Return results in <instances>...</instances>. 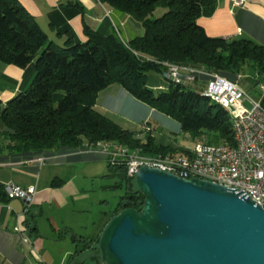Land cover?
<instances>
[{
  "label": "trees",
  "instance_id": "trees-1",
  "mask_svg": "<svg viewBox=\"0 0 264 264\" xmlns=\"http://www.w3.org/2000/svg\"><path fill=\"white\" fill-rule=\"evenodd\" d=\"M132 16L145 34L130 43L115 35L85 30L87 42L68 37L64 46L49 41L36 19L18 0H0V61L25 69L35 63V74L22 93L4 107L0 101V138L18 156L33 158L55 152H76L104 141L147 152L174 151L156 146L140 132H131L96 110L99 93L111 86L124 88L138 101L170 117L197 143L232 144L228 112L197 88L167 84L156 92L151 74L162 73L170 63L207 72L237 82L236 75L250 67L264 82V44L251 40L211 38L198 20L213 15L216 0H99ZM163 14L159 15L158 11ZM109 167V176L126 184L111 218L129 208L141 211L144 195L133 188L125 168ZM7 198L0 185V199ZM92 239H85L90 247Z\"/></svg>",
  "mask_w": 264,
  "mask_h": 264
},
{
  "label": "crops",
  "instance_id": "crops-1",
  "mask_svg": "<svg viewBox=\"0 0 264 264\" xmlns=\"http://www.w3.org/2000/svg\"><path fill=\"white\" fill-rule=\"evenodd\" d=\"M216 1L217 7L213 15L198 20L199 26L209 37L247 39L259 45L264 44V0H246L245 5L240 7L234 6L231 0ZM18 2L36 19L49 41L59 46H64L69 36L75 43H86V29L103 36L116 34L125 44L145 34L141 23L132 16L119 12L99 0H18ZM200 70L207 71L205 68ZM34 74L35 63L22 69L0 61V101L3 107L26 90ZM149 77V86L154 91L167 89V83L160 73L151 74ZM208 80H200L197 88L204 89ZM236 83L248 94L246 90L248 84L243 86L238 81ZM96 110L124 129L140 132L138 137L144 144L148 135L143 133L142 125L148 123L152 129L150 136L156 146L182 151L191 149L180 145L172 137V134L175 135L181 130V125L177 121L178 125L153 127L152 119L156 115L175 120L138 101L121 86L114 85L100 92ZM8 146L9 142L0 138V185L13 183L23 188L35 186L37 193L27 213L23 201L0 199V264H44L40 255L44 242L40 240L36 217H39L48 206L60 209L70 198L81 195L80 168H91L89 171L95 172L92 163L104 160L86 154H66L39 167L30 163L39 156L21 157ZM106 164L109 176V164L107 162ZM18 224L29 237L32 249L21 244V238L15 231ZM54 231H58L61 240L67 237V229L60 230L55 225Z\"/></svg>",
  "mask_w": 264,
  "mask_h": 264
},
{
  "label": "water",
  "instance_id": "water-1",
  "mask_svg": "<svg viewBox=\"0 0 264 264\" xmlns=\"http://www.w3.org/2000/svg\"><path fill=\"white\" fill-rule=\"evenodd\" d=\"M135 181L143 208L125 209L106 224L100 264H264V205L153 168L140 169Z\"/></svg>",
  "mask_w": 264,
  "mask_h": 264
},
{
  "label": "built area",
  "instance_id": "built-area-1",
  "mask_svg": "<svg viewBox=\"0 0 264 264\" xmlns=\"http://www.w3.org/2000/svg\"><path fill=\"white\" fill-rule=\"evenodd\" d=\"M234 6H244L246 0H231ZM161 76L165 83L190 87L200 76L208 77L202 94L224 108L232 124V144L209 145L197 143L188 150L149 153L142 148H128L113 141H104L76 152L39 156L30 161L42 167L69 154H86L106 161L112 168H125L129 178H135L142 168H153L187 179H200L244 193L260 206L264 205V84L260 85V99H252L236 82L227 78L170 63L163 64ZM251 105V108L246 106ZM143 133L151 134L148 123ZM9 199L25 203V213L37 193L35 186L23 188L13 183L4 186ZM21 244L32 249L29 237L18 224L15 228Z\"/></svg>",
  "mask_w": 264,
  "mask_h": 264
},
{
  "label": "rangeland",
  "instance_id": "rangeland-1",
  "mask_svg": "<svg viewBox=\"0 0 264 264\" xmlns=\"http://www.w3.org/2000/svg\"><path fill=\"white\" fill-rule=\"evenodd\" d=\"M158 14L162 15L163 11L159 10ZM239 74H235L238 82L243 86L248 84L246 87L248 94L251 98L258 100L261 95L260 85L264 84L260 76L250 67ZM203 90L201 89L200 92ZM246 106L251 108L249 103H246ZM169 124L178 125L176 121H171L163 115H156L152 119V126L156 128ZM172 137L180 145L190 148L197 144V141L181 130L175 135L172 134ZM92 164L95 172H90L91 168H80L79 176L81 178L78 179L80 180L79 188L82 190L81 195L70 198L68 203L60 209L56 206H48L43 209L39 217H36L40 240L44 242L40 252L44 264H67L70 254L77 247V249L82 248L84 250L77 261L89 256L92 259L89 264H97V258L100 262L102 261L99 239L103 229L111 219V216L106 217V215H110L117 209L120 199L126 193V184H120L121 180L118 177L107 176L108 170L105 161H97ZM133 182V188L137 190L136 181ZM55 225L60 230H68L64 240L59 238L58 231H54ZM85 239H92L88 248L84 246ZM75 240L77 242H74Z\"/></svg>",
  "mask_w": 264,
  "mask_h": 264
},
{
  "label": "flooded vegetation",
  "instance_id": "flooded-vegetation-1",
  "mask_svg": "<svg viewBox=\"0 0 264 264\" xmlns=\"http://www.w3.org/2000/svg\"><path fill=\"white\" fill-rule=\"evenodd\" d=\"M78 248V247H77ZM70 255L69 260L67 262V264H89L90 261L92 260L91 257H87L86 259H83L81 261H77V259L84 253L83 249H77ZM87 251H89V249H87ZM97 264H100V260L97 258L96 259Z\"/></svg>",
  "mask_w": 264,
  "mask_h": 264
}]
</instances>
